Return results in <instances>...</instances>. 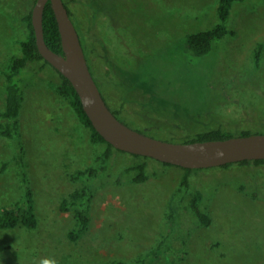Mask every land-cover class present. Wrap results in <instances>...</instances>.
I'll return each instance as SVG.
<instances>
[{
	"label": "rangeland",
	"instance_id": "374dc122",
	"mask_svg": "<svg viewBox=\"0 0 264 264\" xmlns=\"http://www.w3.org/2000/svg\"><path fill=\"white\" fill-rule=\"evenodd\" d=\"M65 1L107 103L131 127L177 142L212 128L264 132V47L259 64L254 57L264 44V0H237L227 21L234 33L204 56L186 49L185 37L219 22V0ZM35 3L0 0V67L21 53ZM23 74L21 140L39 221L0 226V264H264V162L196 169L183 187L184 167L115 149L106 173L75 179L107 143L92 141L59 93L54 66L29 62ZM5 83L0 73V111ZM16 152L0 135V165ZM142 161L148 176L136 182L125 168ZM86 182L94 189L91 222L72 240L75 212L61 204ZM199 189L207 225L191 208ZM23 193L16 165L0 172V206Z\"/></svg>",
	"mask_w": 264,
	"mask_h": 264
},
{
	"label": "trees",
	"instance_id": "16d2710c",
	"mask_svg": "<svg viewBox=\"0 0 264 264\" xmlns=\"http://www.w3.org/2000/svg\"><path fill=\"white\" fill-rule=\"evenodd\" d=\"M236 1L237 0H219L217 7L219 22H217L211 28L187 33L185 37L186 49H188L193 55L204 56L213 49L214 44L217 40L223 38L226 34L234 33V31L229 29V27L227 26V21L229 20L232 6ZM69 11L72 16V11L70 8ZM24 19L26 20L28 25V34L24 39H21L19 42L21 45V53L19 55L11 56L7 60V62L2 67H0V73L4 75L6 80L3 90L4 105L2 110L0 111V135L11 138L15 143L17 151L11 159L4 161L0 165V172H4L11 165H16L19 169L24 184V193L21 200L17 201L12 205L0 206V226L3 228H14L18 224H23L28 228H34L37 226L39 221L36 212L35 193L30 184V178L27 171V162L25 159L26 150L21 140L20 116L25 101V84L23 70L25 69V67L28 66L29 62L45 60V62L49 64L51 63L43 57L39 50L36 32L32 23V11L28 13L24 17ZM44 34L45 40L49 47L61 54H64L59 23L51 0L48 1L44 12ZM263 47L264 44L260 42L255 50L254 57L257 64H259L261 60ZM91 70L94 74L92 67ZM57 71L60 73L61 76V81L58 85V91L60 94L69 99L81 122L91 130L92 141L95 143H107V147L95 157V165H90L86 168L79 169L73 174V177L75 179H83L88 181L90 178H97L100 174H104L109 170L114 150L117 148H115L110 142H108L105 137L93 125L92 120L84 109L80 95L71 80L66 77L63 73H61L58 69ZM94 77L98 82L95 74ZM113 111L120 118L119 111L115 109H113ZM250 133L252 132L243 131L241 134L246 135ZM233 135L236 134L231 131L224 130L222 128H212L206 131L198 132L195 137L189 138L184 141L223 139ZM251 161H254L255 163H262L264 162V159H246L237 163L247 164ZM163 163L171 165V163L168 162ZM234 163L231 162L222 166H230ZM147 166L148 163L146 161H142L130 167H126L125 171L129 172L130 170H133L135 172L132 177L133 180L136 182H143L147 179L148 176L146 172ZM184 169L186 172L182 177L181 185L183 187H188L190 183L189 177L191 172L193 170L201 168L184 167ZM93 197L94 189L92 188L91 184L86 182L84 185L75 188L70 193L69 197L62 202L61 208L63 210L67 211L73 209L75 212L76 225L69 233L70 239L78 240L88 230L91 222L90 208ZM202 199L203 192L200 189L195 191L191 200V208L198 220L201 223L207 225L211 223L212 217L202 208ZM109 264H124V262L111 261L109 262Z\"/></svg>",
	"mask_w": 264,
	"mask_h": 264
},
{
	"label": "water",
	"instance_id": "95a60500",
	"mask_svg": "<svg viewBox=\"0 0 264 264\" xmlns=\"http://www.w3.org/2000/svg\"><path fill=\"white\" fill-rule=\"evenodd\" d=\"M48 1L36 0L32 9L39 50L46 60L71 80L93 125L115 148L186 168H207L246 159H264V132L177 142L157 138L128 125L107 103L65 0H51L59 23L64 54L47 44L44 12Z\"/></svg>",
	"mask_w": 264,
	"mask_h": 264
},
{
	"label": "clouds",
	"instance_id": "9594fccd",
	"mask_svg": "<svg viewBox=\"0 0 264 264\" xmlns=\"http://www.w3.org/2000/svg\"><path fill=\"white\" fill-rule=\"evenodd\" d=\"M41 264H55V261L44 259V260L41 261Z\"/></svg>",
	"mask_w": 264,
	"mask_h": 264
},
{
	"label": "bare ground",
	"instance_id": "6f19581e",
	"mask_svg": "<svg viewBox=\"0 0 264 264\" xmlns=\"http://www.w3.org/2000/svg\"><path fill=\"white\" fill-rule=\"evenodd\" d=\"M90 63V62H89Z\"/></svg>",
	"mask_w": 264,
	"mask_h": 264
}]
</instances>
